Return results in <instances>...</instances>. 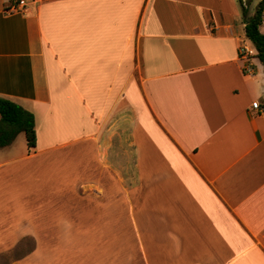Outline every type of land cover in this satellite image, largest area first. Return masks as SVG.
Wrapping results in <instances>:
<instances>
[{
	"label": "crops",
	"instance_id": "0c3cea01",
	"mask_svg": "<svg viewBox=\"0 0 264 264\" xmlns=\"http://www.w3.org/2000/svg\"><path fill=\"white\" fill-rule=\"evenodd\" d=\"M14 1L0 97L36 144L0 148V255L34 244L8 264H264V65L242 70L238 1Z\"/></svg>",
	"mask_w": 264,
	"mask_h": 264
},
{
	"label": "trees",
	"instance_id": "16d2710c",
	"mask_svg": "<svg viewBox=\"0 0 264 264\" xmlns=\"http://www.w3.org/2000/svg\"><path fill=\"white\" fill-rule=\"evenodd\" d=\"M240 5L241 16L244 22V35L254 50V56L264 65V28L261 12L264 9V0H259L254 6L252 15H248V6L251 0H237ZM22 133L27 150L30 151L36 144L34 115L10 99L0 97V148L10 145L15 137ZM29 248L26 252L30 251ZM24 253V252H23ZM18 254L13 259H19L24 254Z\"/></svg>",
	"mask_w": 264,
	"mask_h": 264
},
{
	"label": "built area",
	"instance_id": "2783aa9c",
	"mask_svg": "<svg viewBox=\"0 0 264 264\" xmlns=\"http://www.w3.org/2000/svg\"><path fill=\"white\" fill-rule=\"evenodd\" d=\"M32 1L34 0H15L13 3H11L10 6L4 9V12L11 13L15 11H22V10L24 11L26 10L27 5ZM261 19H262V24L264 26V9L261 12ZM238 53H239V57L241 59H244L245 61L242 66L243 72L247 74H252L253 68L249 59L254 55L253 48H251L248 44L243 42L238 47ZM251 106L255 109H261V105L257 100L252 101Z\"/></svg>",
	"mask_w": 264,
	"mask_h": 264
},
{
	"label": "rangeland",
	"instance_id": "374dc122",
	"mask_svg": "<svg viewBox=\"0 0 264 264\" xmlns=\"http://www.w3.org/2000/svg\"><path fill=\"white\" fill-rule=\"evenodd\" d=\"M259 0H253L252 6H250L249 11H250V15L253 13L254 10V6L258 3ZM24 143V135L22 133L19 134L18 136V140H17V145H19V143ZM59 208V207H58ZM51 211H56L55 209H49V215H52L53 213H51ZM54 215V214H53ZM34 244V240L33 239H26L23 240L21 242V245L17 246L19 248H17L15 251L10 252V253H1L2 255H0V264H8L9 261L16 255L21 254L23 252H26L28 250V248L32 247ZM2 256V257H1Z\"/></svg>",
	"mask_w": 264,
	"mask_h": 264
}]
</instances>
